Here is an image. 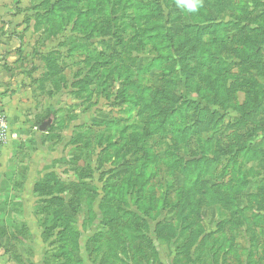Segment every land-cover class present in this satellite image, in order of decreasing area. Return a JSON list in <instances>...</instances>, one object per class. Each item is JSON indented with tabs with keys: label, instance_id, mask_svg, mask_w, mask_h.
Segmentation results:
<instances>
[{
	"label": "rangeland",
	"instance_id": "1",
	"mask_svg": "<svg viewBox=\"0 0 264 264\" xmlns=\"http://www.w3.org/2000/svg\"><path fill=\"white\" fill-rule=\"evenodd\" d=\"M42 1L56 110L10 136L0 264H264V0Z\"/></svg>",
	"mask_w": 264,
	"mask_h": 264
},
{
	"label": "crops",
	"instance_id": "2",
	"mask_svg": "<svg viewBox=\"0 0 264 264\" xmlns=\"http://www.w3.org/2000/svg\"><path fill=\"white\" fill-rule=\"evenodd\" d=\"M45 4L48 3L42 0H0V109L8 117L12 138L21 135L28 140L39 136L37 134L41 132L39 133L37 127L42 122L38 120L44 119L49 113L54 115V107L56 110V83L50 85L44 79L49 71H56V66L52 70L44 66L55 65L56 38L49 39L52 37L49 33L30 32L27 29V25L32 29L36 20L48 18L51 8H44ZM27 18H31V21L28 22ZM34 39H37L38 44L30 47ZM50 46L55 47L48 49ZM11 137L0 156V174L6 173L18 157L19 147L12 144L15 140ZM38 166L39 161L36 164L35 161L30 162V169L33 171ZM36 177H39V172H36ZM34 182L35 180L32 182L30 179L28 184ZM28 190L24 197L31 202L35 198L30 193L31 187ZM23 215L30 231L40 230L33 209L28 208ZM3 260L5 257L1 262H5ZM40 261L41 259H33L35 263Z\"/></svg>",
	"mask_w": 264,
	"mask_h": 264
},
{
	"label": "clouds",
	"instance_id": "3",
	"mask_svg": "<svg viewBox=\"0 0 264 264\" xmlns=\"http://www.w3.org/2000/svg\"><path fill=\"white\" fill-rule=\"evenodd\" d=\"M203 2L204 0H175L177 9L188 15L198 14L203 8Z\"/></svg>",
	"mask_w": 264,
	"mask_h": 264
},
{
	"label": "built area",
	"instance_id": "4",
	"mask_svg": "<svg viewBox=\"0 0 264 264\" xmlns=\"http://www.w3.org/2000/svg\"><path fill=\"white\" fill-rule=\"evenodd\" d=\"M10 125L6 114L0 109V156L10 139Z\"/></svg>",
	"mask_w": 264,
	"mask_h": 264
},
{
	"label": "water",
	"instance_id": "5",
	"mask_svg": "<svg viewBox=\"0 0 264 264\" xmlns=\"http://www.w3.org/2000/svg\"><path fill=\"white\" fill-rule=\"evenodd\" d=\"M53 125V117L48 118L43 121L38 127V131L41 133H47L50 127Z\"/></svg>",
	"mask_w": 264,
	"mask_h": 264
}]
</instances>
